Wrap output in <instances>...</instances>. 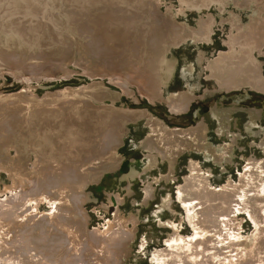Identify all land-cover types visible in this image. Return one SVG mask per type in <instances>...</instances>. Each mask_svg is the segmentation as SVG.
Returning a JSON list of instances; mask_svg holds the SVG:
<instances>
[{"label":"rangeland","instance_id":"374dc122","mask_svg":"<svg viewBox=\"0 0 264 264\" xmlns=\"http://www.w3.org/2000/svg\"><path fill=\"white\" fill-rule=\"evenodd\" d=\"M68 1L72 2V0H63L62 2L61 1L57 2L56 0H46V1L45 0H33L32 1L33 7L44 5L45 8L47 9V10L45 9L46 11L44 10L43 12L44 18H42V21L39 22L42 28H41L40 35L35 45L31 46L29 41L27 40V37H25L26 40H24L25 38L22 40H19L10 52H7L6 49H0L1 54L6 55L7 57L8 56L17 57L19 59V64H21L20 67L13 68L4 63H1V60H0V93H3L6 96L9 94L11 95V94L18 93L20 90H23L24 88H29V87H31V89H29L28 94H30V96H36V98L43 96L44 93L45 94L54 93L60 89L63 90L65 88L89 89L88 95L86 94L78 95L76 97L78 100L81 98L80 99L81 101L75 105V108L76 109L78 108L77 110H73L75 112V115L73 111L72 113L68 112L69 115L68 113L65 114V111L63 113L60 112L63 110V108L66 109L67 107L69 108L70 104L72 105V102L70 100H65L62 103H57L56 105H53L49 109L50 112L52 111L53 113V109H54V112L58 111V113L55 112L53 116L45 117L40 120H38L37 116L34 117L32 108H29L28 110H25V111L23 110L20 113V111H17V109L15 111V108H16L15 106L12 107L11 105H6L4 109L0 110L1 111L0 113L4 114V115L0 114V146H1L0 147V155H1L0 163H2L0 164V188H1L0 189V199H1L0 208H2V210H6L7 213L4 211L5 212L4 215H6L7 217H14L15 220L19 218V216L21 217V219L20 218L17 219V221L18 220L20 221L18 222L15 221L13 225L10 222L8 224L7 222H3V220H0V226H2V228L6 226L4 227V230L7 231L6 233L0 227L1 228L0 250L6 251L12 248V246H15V247L23 246L25 243L27 242L33 243L35 240L36 242H39L38 241L39 239L40 242L42 244H45L44 246L47 247V248L44 247L43 249H42L43 246L41 247L40 252L42 253L44 251V253L41 254L42 256L46 254V250L48 249L47 251H51V252L54 251L55 253L54 252L53 253L56 254L58 257L54 255V257H56L52 259L54 261H52L51 259L47 261L48 257L44 255V258L42 260L41 259L42 256L39 254V252H37V250L39 251V249L36 248L37 250L34 249L31 251V254L26 255V257L33 260L34 263H36L39 260L43 264H58V262L59 264H74V263L75 264H86V262L87 264L89 263L91 264L92 261L94 262V260L98 259L97 262H99V260L103 259V256L105 254V249L103 248V246L105 245L104 242H107V240L111 238L112 236L121 234L123 232L125 233L130 232V233H134V236H133L134 238L129 244L128 254L124 258H122L120 264H150L149 262H150L151 254L155 250H158V249L161 250L165 248L164 247L165 241L166 239L169 238L170 230L172 229L171 227L160 226L159 221H162L163 223L170 221L171 224L176 226L178 235H180L181 237H188L189 236L188 234H190L192 231L189 223L186 222L185 209L181 206L180 202L176 199V196H175V193L177 192V188L181 185L183 178H185L188 175L187 173L189 172V169H188L187 164L189 163V160L192 159L193 161L196 162V165L199 168V170L202 172V174H204L206 170H209V172H206V174L204 175L207 176V173H210L209 175L210 177L209 176L207 177L209 181L211 182V184L220 185V184H223V181L226 182V178L229 176L232 177V180L234 182L236 181V179L238 178V175L243 170V167H244L243 163L245 162L244 157H248V156H249L248 158L254 157L257 160L262 159L263 154L261 153V150L259 148V145H260L259 143H261L262 141L260 137L264 134V113H262L260 117L257 118L255 121V123H258V126L256 127L255 125L253 126V129H256V130L262 127V131L260 130L259 137L255 138L254 141L251 139L252 137L249 136L247 132L244 130V126L247 123L246 121L247 117H245V115L247 114L246 113L247 109L249 108L258 109L259 111L264 110V95L249 87H244L241 90L236 91V92L231 91V93L230 92H227V93L220 92L218 89H216V87L218 86V81L215 78H211L208 75V69L206 67L208 61L215 60L219 56V54L227 52V47L230 44L231 35H234V36L237 35L236 28L243 27L244 25L248 26V23H249L248 18L249 16H251V10L250 9H239L237 5H235V4H241L245 0H226L225 4L222 6L223 10L221 11L220 14L218 12L217 4L213 0H206V2L203 3V6H199V7L190 6V4L187 6L184 4L182 6L179 3L180 0H109V3H106V0H97L96 2H94L93 0H80V1L73 0V3L68 4L70 5V7L68 5L66 6V4L64 3V2L68 3ZM98 1H99V4H98ZM138 1L141 2L140 4H142V6L143 5L144 6L143 7L139 6V9H135L136 2ZM101 2H103L102 3L103 5L101 4ZM7 3H8L7 0H3V2L0 3V7H4V5L6 6ZM254 3L260 6L263 2L261 0L259 1L254 0ZM22 4L24 6L26 5V3L24 4V2ZM88 4L89 5L91 4L92 6L91 5L89 6ZM130 4H133V7ZM54 5H57L58 9L60 10L61 14H63V16L62 15L60 16L58 13H55V14L53 13L55 9L51 7H53ZM107 6L109 7L107 8ZM81 7L83 10L89 13L87 18L84 19V21L87 19H92L93 22L96 24L98 23V21L103 19L102 17L105 15L104 12H106V16H107L110 13H112L115 8L116 10H119V12L121 13H123L125 10V12L127 11V14L129 15H133V13L137 15L134 18H139V19L131 25L129 32L125 34L126 38L128 39L127 40L128 45L126 47L127 50L132 49V48L133 49L138 48L139 46L141 47L142 44H144L143 43L144 40L141 37L142 32L140 29L144 30V28H146V31L150 32L153 28L152 27V17L160 14V12L165 10L167 7L172 8V9L178 8L176 10H179L180 13L176 21L178 23H185L186 25H189L190 27H194L196 20L200 17H202L203 19L212 18L214 21H213V25L211 28L210 36L207 39L199 38L196 40V42H190V40L186 41L185 43H182L180 46L173 48L172 53L168 54L170 55L169 56L170 60L173 61L174 59L176 63V69L174 72V76L169 81L168 89H170V91L172 90L173 92L181 91L180 89L183 88V83H182L183 81H182V76L179 70L183 69V67H188V68L192 67V75L190 76V82L193 85L194 84L199 85V90L196 91L197 100L196 99L194 100V102L190 105L188 111L180 113L179 111H177V108L174 107L175 105L173 106V104L170 102L169 104H167L166 96H165L167 95L166 92L163 93L162 97L153 99L152 96H150V94L139 83L138 77L141 76L142 72L144 71L145 59H147L146 55L143 56L141 55V53L140 54L138 53L137 55L138 58L136 57L137 59H139L138 64L134 68L128 69L125 72L115 65L114 67L107 68L104 65L99 64L97 61L88 60L90 56L86 57L85 47L87 43H90L91 41L92 42L95 41L94 39H97L98 36L96 33H88V34H83V35L77 34L75 28L78 26V24L71 25L69 22L70 13H68V15L66 14V12H69V8H74L77 11H79ZM147 7L149 11L152 10L151 13H149L146 10ZM155 7H158V9H156ZM63 10L65 13H63ZM153 11L154 13H152ZM34 13H37V12L34 10H29L27 11L26 14L32 15ZM91 13L94 15H91ZM98 14L103 15V16L98 17ZM230 14L235 15L236 20H237L233 24L232 27L230 26V23L224 21L226 20V18H228ZM12 27H9L8 29H3V30L11 31V29H13ZM115 28H116L115 25L110 26V30H114ZM49 29L51 30L52 34L46 33V31ZM133 31L135 35L133 34ZM138 31L141 32L140 35H139L140 32ZM254 32H255L254 29L251 30V28H248L247 31L245 32L243 31L239 33V35L242 37L249 35L251 39H253L255 36ZM129 33L133 34V36L131 35L130 37ZM49 35L54 37L55 43L54 44L52 43L53 45H47L43 47L42 44H44V42L42 43V41H44L45 37L46 38L49 37ZM137 35L139 36L137 37ZM133 42L136 44L134 45ZM253 43L254 45H251V49H250L253 52L252 53V56L254 58L253 62L261 68V75L262 77H264V45L262 44L259 45L255 41ZM241 45H235L234 47L237 54L239 53V47ZM55 47H57L58 49H61L62 51H65V53L70 57L68 58L67 56V58L63 60H58L55 57H53L52 53ZM114 51H116L115 48L113 52ZM117 53H114V54H117ZM199 54L202 55L201 64H198L195 62V56ZM31 69L35 70L33 74L29 71ZM51 74H53L54 76ZM20 77L21 79L23 77L25 79V82H24V79L21 80ZM43 77H45L46 80ZM84 77L86 78L88 77V78L83 79ZM106 77L108 79H111L112 82L111 81L109 82V80ZM27 79H29L30 81ZM18 80L22 82H19ZM117 80L118 81L120 80V82L117 83ZM63 82H66V84L63 85L62 84ZM92 83L95 85H93ZM131 88H135V89H131ZM206 90L213 91L214 94L209 99L200 98L201 94L203 96ZM100 97L101 98L103 97L102 98L103 100ZM104 97L106 98V100H104ZM100 100L102 101V103L100 102ZM99 102L101 103V105ZM63 104H67V106L64 105L66 108L63 107ZM239 105H241V108H239V111L233 114L231 120H229L227 130H226L228 132H231V135L234 138V141L230 144L233 150L232 162L234 163L231 162V163L226 164L227 165L225 166L226 170H222L221 166H215L213 163L202 160L199 154L192 153V155L191 154L189 155L185 153L177 160L176 166L174 168L175 171H173L171 175V176L173 175L174 176L173 177L170 176L168 178V182L165 183L168 177L167 171H166L167 170V160L165 159L162 160L161 157L156 152L150 153L147 151V149L141 147V144L145 138V134H146L145 132H147L146 131L147 127L144 124L145 118L141 119L140 120L141 122L139 121L141 124L138 122L139 125L138 123L136 124L127 123L126 124L125 126L126 135L122 141V144L119 147L115 148V150L113 149L108 150V149H105V147H103L104 145L103 143H105L106 136L110 132H112L114 129L117 128L114 125H110L109 127L105 128L104 131L100 134L99 138L96 139L97 143L89 142L91 145L90 147H92V149L94 150L86 151L84 153L80 152V154L82 155L73 154L74 155L73 156L72 153H70L71 155L69 154V157L67 158L68 161L67 160L64 161L65 157L60 158V155L59 157L57 155L56 157L54 156L51 157V154H50L51 152L46 151V148L48 150V147H50L52 150H55L59 148L60 144L63 143L62 136L57 135L59 132L64 133L68 131V128H70L69 131L71 130V128L74 131H77V130L79 131L89 126L88 123L90 122L89 120L90 117H91V121H93L92 118L94 119V115L96 116L99 112H104L107 115L117 116L116 114L118 113L117 111L121 109L144 112L146 116L150 115L152 119L153 118L155 120L158 119L157 121L162 123V126L164 125L166 127L185 128L191 125L195 127L199 126V127L205 128L206 129L205 136L207 137V140L211 142L212 144H219L220 139H218L216 136V132L214 129V121L213 120L211 121L210 116H209L210 110L212 108H220V109H225L226 111L229 112L232 108H234L235 106L238 107ZM59 106L62 108V110ZM7 108L10 110L13 109L11 110L12 112L10 111L9 113V110ZM57 108L59 109L57 110ZM82 109L83 110L87 109L88 111L86 112L87 116L83 117L84 120L82 119L81 121L79 120L80 118H77V117H78V113L80 114ZM6 112L8 113L7 115H5ZM58 114L60 116L61 114L63 115L61 117H58L59 116ZM64 115L67 116V118ZM71 116L73 118L75 117L74 119L76 120L75 123L73 124H71L72 122L71 120L73 119V118L71 119ZM53 117L54 119H52ZM55 117L58 118V120L60 121L71 119L69 120V122L71 121L70 124L75 127L68 126V128L65 131H63L62 129L60 130L59 128L57 129V127L54 126V123L57 121ZM26 118L30 120V123L20 124L21 120L24 122L25 120H27ZM48 119H51V120H48ZM16 121H18L19 124H16ZM86 121H88V123H86ZM81 123L83 124L84 127L82 126ZM76 125L78 127H76ZM74 128H77V129L75 130ZM74 131H73V135L77 133ZM14 132L16 134L13 136V139H14L13 143H9L7 140L9 137L11 138V135ZM70 133H72V131H70ZM32 134H33V137L30 138ZM44 134H46V136L44 137L45 139L43 140L42 136ZM26 135H28L30 139L26 140L25 138ZM49 136L50 138L53 137L51 138L52 140L48 139ZM258 139L260 140L258 141ZM22 140L25 141L24 144L22 143L23 142ZM54 140L56 142H54ZM39 141H40L41 146L38 145ZM19 143H22V145L25 146V148L27 147L25 151L22 148V145ZM13 145H15L16 147L15 146L13 147ZM56 145H57V148H56ZM232 145H234L235 147ZM252 145L254 147H252ZM29 146L34 150H32ZM2 150L4 153L2 152ZM19 151L21 152L17 153ZM35 151L37 152V154ZM251 151H253V154L251 153ZM14 153L17 154L16 158H14L15 157ZM2 154H3V157H2ZM147 154H150V155H147ZM6 155L8 156V158L6 157ZM5 158L10 160L11 162ZM52 158L55 161L60 160V163L62 164V166H64V169L67 170V172H72V173L74 172L75 176L79 174L77 177L78 181L73 182L72 183L73 185H71V189H72L71 191L73 192L74 196L71 194V191H69L70 193L69 195L67 192L63 191L62 193L63 196L54 195L56 197H59V198H54V196L52 197L49 194L51 193L49 190H54V188L47 189L49 192H47V190L44 189L42 191H44L43 193L47 192L46 193L47 195L46 194L39 195V197L38 195L37 197L36 195L32 196L31 202L28 203L29 205L28 204L25 205L22 202L23 195L26 192L32 193L31 190L33 189V186L35 185V183L33 182H35L36 177L37 178L42 177L41 176L42 174L43 176H45V174L48 173L49 171L48 166H52L55 163ZM73 158H75L74 159L75 161L73 160ZM77 158L80 159L84 164ZM5 160H6V163H5ZM12 160H13V164H12ZM150 160L154 162L153 167H149ZM118 162H121V163L116 164ZM112 163L113 165H111ZM16 164H18L19 167ZM12 165L14 167H17V169L11 168L13 167ZM107 165H110V167ZM79 166L80 167L82 166V167L78 169L77 167ZM104 166L107 168L105 169ZM29 167H31V170ZM38 167H41V168H38ZM100 167L101 168L104 167V170L101 169ZM21 168L22 170H20ZM5 169L7 172L5 171ZM24 169H26L27 171H25ZM87 169L88 170L90 169V170L88 171ZM11 170H13V172ZM86 170L88 172V175L91 176L89 177L88 181H87L88 177L84 174L86 173ZM23 171H25V174L27 173L28 174L25 175ZM103 171H105V173ZM10 172H12L13 174ZM20 173H21V176L19 177ZM32 174L33 175L35 174L34 178ZM12 175H15V176L17 175V178ZM22 175L26 176L27 178ZM37 175H40V176H37ZM82 176H85V177L83 178ZM95 176H96V180L93 179L95 178ZM97 177H101V178H97ZM11 178H14V180ZM92 180H95V182ZM129 180L130 182L132 180V182L130 183ZM83 181H85L86 184H83L82 183ZM16 182L18 185L16 184ZM31 184H34V185H31ZM77 185L80 187H77ZM19 186H21V189L23 191L20 189ZM76 187L80 189H77ZM82 187H83V190L81 189ZM10 188H13V190ZM26 188H27V191H26ZM8 189H10V191ZM75 190L80 192V194L81 192H84V193H82L81 196L80 194L76 196L77 195L76 193L78 192ZM146 190L147 191L150 190L152 192V196L149 199L148 203L146 205H143L144 206L143 207L141 201H142L143 194L146 192ZM64 192L67 194H65ZM64 194L66 196L67 195L69 196L71 203H67L66 205L64 204V200H65ZM18 196H21L22 198ZM61 197L63 198L61 199ZM35 198L37 199V202L35 201L36 200ZM164 198L168 199V202H167L168 208H164L162 211L161 210L159 211V206L162 204V200ZM49 200H50V203H48ZM33 201L36 203V204L34 203L35 205L33 204ZM42 201H44L45 203ZM22 203L23 205H21ZM37 203L39 206L37 205ZM39 203H41L42 205H40ZM69 204H70V207H69ZM8 206H10L9 208H7L9 210L6 209V207ZM11 207L15 209L11 210L12 209ZM16 208H18V210ZM52 209L53 211H51ZM23 210L26 212H24ZM69 210H73L74 212V215H72L73 217L67 213L69 212ZM14 214L17 216H15ZM34 214H36L37 216ZM47 214H48V217L42 216V215H47ZM115 215H119L121 218L127 219V220L126 221L123 220V222H120L121 224H118V222H116V225H118L117 227L116 225H114ZM45 217L47 218L44 219ZM24 219H27V220H24ZM238 219L242 221L241 230H240V232H242L241 234L247 235L251 233L252 231L251 229L252 226L250 224L251 221H249L248 219H245L243 215L238 216ZM66 220L68 222L71 220L70 224L68 225L66 224L67 226L63 224L64 222H67ZM24 221H25V224H24ZM39 221H41L40 222L41 224L39 223ZM74 222L81 223L80 225L77 223L80 229L79 228L76 229L78 225L77 224L74 225ZM5 223L7 224L5 225ZM43 223L49 224L51 227H48L49 228L48 229L42 226ZM82 223H84L85 225L83 227H86V228L82 227L83 225ZM37 224H39L40 226H38ZM58 225H61L63 227L65 226L64 229L68 232L64 231L62 227H58L56 229L55 227H57ZM16 227L17 228L20 227V228L16 229ZM34 227H38V228L40 227V228L37 229V233L32 234V232L34 231ZM66 227L67 228L69 227L70 229L68 228L67 230ZM97 227H99V229ZM81 228H83L84 231H81L82 230ZM85 229H86V232H85ZM60 230L64 231L65 233L61 232ZM110 230H114L113 231L114 235L113 234L111 235L112 231ZM73 232L75 233L74 238H73V234H74ZM77 234L79 235V237L81 235L79 239H78ZM90 234H91V237H90ZM94 234L97 235L96 238ZM64 235L68 237L66 238V236ZM69 235H72V236L69 237ZM101 235H103V237H101ZM110 235L111 237H109ZM81 238L82 240H80ZM94 238L96 240H94ZM5 239H7V242L5 241ZM62 239H66L65 241L67 242H65ZM69 240L72 243L69 242ZM83 240L84 241L86 240L87 242L85 243ZM64 244H65V247H63ZM91 245H93V247ZM95 246L96 247L98 246V249L95 248ZM58 247L61 251L58 249ZM61 247L62 249H64L63 251ZM83 247L84 248L86 247L85 253H84ZM99 250L102 252H99ZM88 251H90L91 253H88ZM92 251L94 255L92 254ZM48 253L50 252H47V256L51 255V253L50 254ZM96 253L97 255H99V257L95 256ZM38 254L40 257L37 256ZM64 254L65 255L67 254V255L64 256ZM83 254H85V256ZM68 255L72 259L71 261L68 260L69 259ZM45 257L47 259H45ZM89 257H92L94 260L92 258H91L92 260L89 259ZM94 257H96L97 259ZM86 258H88L87 260L89 261L85 260ZM56 260L57 262H55ZM63 260H66L67 262L66 261L63 262ZM0 264H15V263L9 258V256H3L0 259Z\"/></svg>","mask_w":264,"mask_h":264},{"label":"bare ground","instance_id":"6f19581e","mask_svg":"<svg viewBox=\"0 0 264 264\" xmlns=\"http://www.w3.org/2000/svg\"><path fill=\"white\" fill-rule=\"evenodd\" d=\"M7 1H8V3L6 6L4 5V7H0V49H6L7 52H10L13 49V47L16 45V43L19 40L24 39L25 37H27V40L29 41L31 46L35 45V43L37 42V39L40 35L41 28H42L40 26L39 22L42 21V18H44L43 12L46 9L45 6L40 5V6L33 7L32 6L33 0H7ZM56 1L62 2L63 0H56ZM93 1L96 2L97 0H93ZM213 1L216 2L218 12L220 14L221 11L223 10L222 6L225 4L226 0H213ZM261 1L264 3V0H261ZM1 2H3V0H0V3ZM23 2H24V4L26 3L25 6L22 4ZM204 2H206V0H180L179 3L182 6L184 4L186 6L190 4V6L199 7V6H203ZM64 3L67 6L69 3H73V0H72V2L68 1V3H66V2H64ZM102 3L103 2H101V4ZM106 3H109V0H106ZM129 3H130V1H129ZM140 3L141 2H139V1L136 2L135 9H139V6L140 7L144 6V5L142 6V4H140ZM263 3L260 6H258L254 3V0H245L241 4H235V5H237V7L239 9H250L251 10V16H249V18H248V22H249L248 26L244 25L243 27L236 28L237 35L236 36L231 35L230 44L227 47V52L219 54V56L215 60L208 61L207 66H206L208 69V75L211 78H215L218 81V86L216 87V89H218L220 92H224V93L230 92L231 93V91L236 92V91L241 90L244 87H249V88L254 89L257 92L264 95V77H262V75H261V68L253 62L254 61V58L252 56L253 52H252V50H250L251 45H254V43H253L254 41L257 42L259 45H261V44L264 45V5H263ZM98 4H99V1H98ZM102 5H100V6H102ZM130 5L133 7V4H130ZM34 6H35V4H34ZM68 6L70 7V5H68ZM153 6H154V4H153ZM93 7H91V8H93ZM108 7L109 6H107V8ZM158 7H155V8L158 9ZM51 8H53V9H55V11H57V12L54 11L53 12L54 14L58 13L60 16L61 15L63 16V14H61L60 10L58 9L57 5H54ZM86 9H87V7H86ZM98 9H99V7H98ZM117 9H118V7H117ZM176 9H178V8H176ZM176 9H172V8L167 7L165 10L161 11L160 14H158L157 16L152 15L153 16L152 17V27H153L152 30L149 32V31H146V28H144V30L140 29L142 34L140 31H138V32H140L139 35L140 34L142 35L141 37L144 40L143 41L144 44H142L141 47L139 46L138 48H134V49L132 48V49H128V50L126 49V47L128 45V42H127L128 39L126 38L125 34L129 32L131 25L139 19V18H134L135 16H137L134 13H133V15H129V14H127V11L125 12V10H124L125 13L124 12L121 13V12H119V10H116V8H115L113 10V12L111 11L112 13H110L107 16H106V12H104L105 17L103 15H99L100 14L99 13L98 17L103 16L102 17L103 19L98 21L97 24L94 23L92 19H87L84 21V19L87 18L89 13H87V11L83 10L82 7L79 9V11H77L74 8H69V12H66V14L68 15V13H70L69 14L70 15L69 16V22L71 25L78 24V26L75 28L77 34L83 35V34H88V33H96L98 36L97 39H94L95 41H93V42L91 41L90 43H87V45L85 47L86 48V57L90 56V58L88 60L97 61L99 64L104 65L107 68L114 67V65H115L118 68H120L122 71L125 72L128 69L134 68L138 64V60H139V59H137L138 53L139 54L141 53V55H143V56L146 55L147 59H145L144 71L142 72V75L138 77L139 83L150 94V96H152L153 99H157V98L162 97L163 93L166 92L167 95H165V96H166L167 104H169V102L172 103L173 106L175 105L174 107L177 108V111H179L181 113V112H187L190 105L196 99V91L199 90V85H197V84L193 85L190 82V76L192 75V67H189V68L183 67V69L179 70V72L182 76L183 88L180 89L181 91H179V92H173L172 90L170 91V89H168L169 81L174 76V72L176 69V63H175L174 59H173V61L170 60V57H169L170 55H168V54L172 53L173 48L180 46L182 43H185L186 41L190 40V42H196V40L199 38L207 39L210 36V32H211V28H212L214 20L212 18L203 19L202 17H200L196 20L194 27H190L189 25H186L185 23H178L176 21L177 17L179 16V13H180V11L176 10ZM29 10H34L37 13H34L32 15H28L26 13ZM146 10L149 13H151V11H152V10L149 11L148 7ZM89 12H90V10H89ZM63 13H65L64 10H63ZM108 13H109V11H108ZM152 13H154V11ZM91 15H94V14L91 13ZM224 21L230 23V26L232 27L233 24L237 20H236L235 15L230 14L228 16V18H226V20H224ZM244 22H245V20H244ZM113 25H115L116 28L114 30H110V26H113ZM9 27H12L13 29H11V31H4L3 30V29H8ZM248 28H251V30L254 29V31H255L254 32L255 36L253 35L254 36L253 39H251V37L249 35L244 36V37L239 35V33L243 32V31L244 32L247 31ZM46 33L52 34L50 29L47 30ZM133 34H134V31H133ZM133 34L129 33V36L131 37V35L133 36ZM139 35H137V37ZM123 37H125V38H123ZM134 37H136V36H134ZM24 40H26V38ZM43 42H44V44H42L43 47L47 46V45H53L55 43V39H54V37L49 35V37H47V38L45 37V39H44V41H42V43ZM133 44L135 45L136 43L133 42ZM235 45H241L239 47V53L238 54L236 53V51L234 49ZM114 48L116 51L113 52ZM199 49H200V47H199ZM114 53H117V54H114ZM52 56L58 60H63V59H66L68 55L65 53V51H62L61 49H58L57 47H55L53 50ZM69 57L70 56H68V58ZM0 60H1V63H4L10 67H13V68H18L21 66V64H19V59L17 57H10V56L7 57L6 55L0 53ZM195 62L198 64H201V62H202V55L201 54L195 56ZM29 71L32 74H33V72H35L34 69H31ZM53 74H51V75H53ZM122 76H123V74H122ZM43 78L46 80L45 77H43ZM96 78H98V77H96ZM20 79H21V77H20ZM22 79H24V78L22 77ZM61 79H62V77H61ZM27 80H29V79H27ZM108 80H109V82L110 81L112 82L111 79H108ZM50 81H51V79H50ZM19 82H22V81H19ZM24 82H25V79H24ZM118 82H120V80L119 81L117 80V83ZM34 83H35V81H34ZM93 85H95V84H93ZM29 89H31V87L24 88L23 90H20L18 93L11 94V95L9 94L7 96L4 95L3 93H0V110L4 109V107L6 105H11L12 107L15 106L16 107L15 111L17 109V111H20V113L23 110L25 111V110H28L29 108H32L34 117L37 116L38 120H40V119L45 118V117L53 116V114H55V112L58 113V111L54 112V109H53V113H52V111L50 112V110H49L50 107H52L53 105H56L57 103H62L65 100H70L72 102V105L70 104L71 107L69 105V108L68 107L66 108L65 106H67V104H63V107H65L66 109L63 108V110H62V108L59 106L62 110V111H60V110L59 111L62 113L65 111V114L68 112L72 113L73 110L78 109V108L77 109L75 108V105L81 101L80 100L81 98L78 100L76 97L78 95H85V94L88 95L89 94L88 93L89 89L65 88L63 90L60 89L54 93H47V94L44 93L43 96L36 98V96H30V94H28ZM131 89H135V88H131ZM213 94H214L213 91L206 90L204 92L203 96L201 94L200 98L209 99ZM83 97H82V99H83ZM104 100H106L105 97H104ZM67 102H69V101H67ZM100 102L102 103L101 100H100ZM101 103H100V105H101ZM229 106H231V105H229ZM239 108H241V105H239L238 107L235 106L229 112L226 111L225 109H220V108H212L210 110L209 116H210L211 121L212 120L214 121V129L216 132V136L218 139H220L219 144H212L211 142H209L207 140V137L205 136V132H206L205 128H202L199 126L195 127V126H191V125L188 127H185V128L166 127L164 125H163L164 126L163 127L162 123L157 121L158 119L157 120H155L154 118L152 119V117H150V115L146 116L145 113L141 112V111H132V110L121 109V110L117 111L118 112V113H116L117 116L107 115L104 112H99L96 116L94 115V119L92 118L93 121H91V117L89 119L90 120L89 123H88V121H86V123H88L89 126H87L84 129H81L79 131L78 130L74 131L71 128L70 131H72V133H70V131H69L70 128H68V126L70 127V126H72L71 124L75 123V121H76L74 119L75 117L73 118L71 116V119L73 118L74 120L68 119L65 121H60V120H58V118L55 117L57 121L54 123V126L57 127V129L58 128L60 130L62 129L63 131H65L68 128V131H66L64 133L62 132L63 134L61 132H59L57 134V135L62 136V140H63V143L60 144L59 148H57V145H56L57 149L52 150L50 147H48V150L46 148V151L51 152L50 153L51 157H53V156L56 157V155L58 157L60 155V158L65 157L64 161L67 160L70 153H72V155L73 154L82 155V154H80V152L84 153L86 151H92L94 149H92V147H90L91 146L90 143H92V142L97 143L96 139H98L100 134L104 131V129L109 127L110 125H114L117 128L114 129L112 132H110L106 136V140H105V143H103L104 144L103 147H105V149H108V150H112V149L115 150V148L119 147L122 144V141L126 135V130H125L126 124L127 123L136 124L141 119L145 118L144 124L147 127V130H146L147 132H145L146 133L145 138L141 144V147L147 149V151L150 153L156 152L161 157L162 160H164V159L167 160V170L166 171H167L168 177H167V180L165 181V183L168 182V178L172 175L173 171H175L174 168L176 166L177 160L182 155H184L185 153H187L189 155L190 154L192 155V153L199 154L201 156L202 160L213 163L215 166H221L222 170H226V168H225V166H227L226 164L232 162L233 150H232V147L230 144L234 141V138L232 137L231 132H228L226 130H227L229 120H231V118L235 112L239 111ZM58 109L59 108H57V110ZM8 110L10 113V111L13 109H11V110L8 109ZM82 110H81V112L78 111V112H80V114L78 113V117H77V118H80L79 120H81V121H82V119L84 120L83 117L87 116L86 112L88 111L87 109H85L83 111ZM246 113L247 114L245 115V117H247L246 118L247 123L244 126V130L247 132V134L249 136L252 137L251 139L254 141L255 138L259 137L260 130L262 131V127L257 129V130H259V131H257L256 129H253V126L254 125H255V127L258 126V123H255V121L257 118L260 117V115L262 113H264V110L259 111L258 109H250L249 108L246 110ZM0 114H2V113H0ZM7 114L8 113L6 112L5 115H7ZM2 115H4V114H2ZM62 115L63 114H61V116ZM68 115H69V113H68ZM74 115H75V112H74ZM61 116L59 115L58 117H61ZM65 117L67 118V116H65ZM196 117H198V116H196ZM26 119L27 120H25L24 122L21 120L20 124H23V123L29 124L30 120H28V118H26ZM52 119H54V117ZM48 120H51V119H48ZM69 120L72 121V122L70 121L71 124H70ZM36 121H37V119H36ZM139 123H138V125H139ZM16 124H19L18 121H16ZM79 124H80V122H79ZM88 124H86V125H88ZM77 125H76V127H78ZM82 126H83V124H82ZM72 127H75V126H72ZM74 129L76 130L77 128H74ZM73 131L77 132V133L75 135H73ZM44 133H46V132H44ZM15 134L16 133L14 132L11 135V138L10 137L8 138L7 141L9 143H13V140H14L13 136ZM47 135H49V134H47ZM45 136H46V134H44L42 136L43 140L45 139L44 138ZM31 137H33V134H32V136H30V138ZM25 138H26V140L30 139L28 135H26ZM51 138H53V137H51ZM51 138L49 136L48 139H51ZM56 139H57V137H56ZM260 139L262 140L261 143H259L260 144L259 148L261 150V153L263 154V155L261 154L262 159L257 160L254 157H251V158H248L249 156L244 157L245 162L243 163V166H244L243 170L240 172V174L238 175V178L236 179L235 182L232 180V177L229 176L226 178V182L223 181V184H220V185L211 184V182L209 181V179L207 177L210 175V173H207V176L204 175V174H206V172H209V170H206V172L204 174H202V172L197 167L196 162L193 161L192 159L189 160V163L187 164L188 169H189V172L187 173L188 175L185 178H183L181 185L177 188V192L175 193V196H176V199L180 202L181 206L185 209L186 222L189 223L192 231L190 234H188L189 235L188 237H181L180 235H178V231H177L176 226L171 224L170 221H168L166 223L159 221L160 226L171 227L172 229L170 230L169 238L166 239V241H165V245L163 244L165 248L161 249V250H159V249L155 250L151 254L150 262H149L150 264H264V134L260 137ZM260 139H258V141ZM37 142H38V140H37ZM54 142H56V141L54 140ZM22 143L24 144L25 141H23ZM22 143H19V144L22 145ZM257 144H258V142H257ZM38 145H40V141H39ZM14 146L15 145H13V147ZM232 146H234V145H232ZM10 147H12V146H10ZM252 147H254V146L252 145ZM22 148L25 151V149L27 147L25 148V146L22 145ZM32 150H34V149H32ZM11 151H13V150H11ZM2 152H3V150H2ZM20 152L21 151H19L17 153H20ZM251 153L253 154V151H251ZM36 154H37V152H36ZM147 155H150V154H147ZM16 156H17V154H15L14 158H16ZM2 157H3V154H2ZM6 157L8 158L7 155H6ZM7 158H5V159H7ZM11 159H13V158H11ZM74 159L75 158H73V160ZM78 160H80V159H78ZM8 161H10V160H8ZM54 162H55L54 165L50 164L52 166H48L49 171H48V173L45 174V176H43V174L41 172L42 175L41 174L40 175L42 177H38V178L36 177L35 178V182H33V183H35V185L31 184V185H34L33 189L31 190L32 193L26 192L27 191V188H26V191H25L26 193L23 195V198L21 196H18V197L22 198V200H23L22 202L25 205L31 202L32 196L36 195V197H37V195H38V197H39V195H45L49 191L52 193V194L49 193L52 197L54 195L63 196V194H62L63 191L67 192L68 195L70 194L69 191L72 190L71 185H73L72 184L73 182L78 181L77 177L79 174H77V176H75L74 172H73L74 174L72 172H67V170L64 169V166H62V164L60 163V160H56V161L54 160ZM5 163H6V160H5ZM28 163H29V161H28ZM36 163H37V161H36ZM58 163H60V164H58ZM119 163H121V162H118L116 164H119ZM232 163H234V162H232ZM0 164H2V163H0ZM12 164H13V160H12ZM16 165H18V164H16ZM111 165H113V163ZM107 166L110 167V165H107ZM153 166H154V162L152 160H150L149 161V167H153ZM18 167H19V165H18ZM81 167L79 166L77 168L79 169ZM104 167L103 168L100 167V168L104 170ZM11 168L17 169V167H14V166ZM29 168L31 170V167H29ZM38 168H41V167H38ZM67 168H68V166H67ZM71 168H72V166H71ZM106 168L107 167H105V169ZM20 170H22V168ZM24 170L27 171L26 169H24ZM87 170H86V173H84V174L88 177L87 178V181H88L89 177H91V176L88 175ZM5 171H6V169H5ZM11 171L13 172V170H11ZM25 171H23L24 174H25ZM12 172H10V173H12ZM84 172H85V170H84ZM103 172L105 173V171H103ZM17 173H18V171H17ZM27 174H25V175H27ZM34 175H33V178H34ZM40 175H37V176H40ZM12 176L17 178V175L16 176L12 175ZM20 176H21V173L19 174V177ZM22 176H24V175H22ZM173 176H171V177H173ZM24 177H26V176H24ZM82 177L84 178L85 176H82ZM97 178H101V177H97ZM11 179L14 180V178H11ZM93 179L96 180V176ZM17 180H19V179H17ZM95 180H92V181L95 182ZM33 181H34V179H33ZM20 182H22V181H20ZM28 182H29V180H28ZM129 182H130V180H129ZM131 182H132V180H131ZM82 183L86 184L85 181H83ZM7 184H8V182H7ZM16 184H17V182H16ZM77 184H78V182H77ZM79 185H81V184H79ZM19 187L21 189V186H19ZM30 187H28V188H30ZM77 187H80V186L77 185ZM50 188H52V189L54 188V190L48 191L47 189H50ZM76 188H74V189H76ZM10 189L13 190V188H10ZM10 189H8V190L10 191ZM44 189L47 190L46 193H43L44 191H42V190H44ZM77 189H80V188H77ZM81 189L83 190V187ZM75 191H77V190H75ZM34 192H35V194H34ZM67 193H65V194H67ZM74 193H76V192H74ZM82 193H84V192H81V194H80V192H78V193H76L77 194L76 196H78V194H80V196H81ZM65 194H64V196H65L64 197L65 198L64 204L66 205L67 203H71V200H70L69 196L68 195L66 196ZM71 194L73 195L72 191H71ZM56 196H54V198H59ZM151 196H152V192L150 190H148V191L146 190V192L143 194V197H142V201H141L142 206L146 205L148 203ZM70 197H71V195H70ZM14 198H13V200H14ZM62 198L63 197H61V199ZM42 200H44V199H42ZM20 201H21V199H20ZM35 201L37 202V199ZM18 202H19V200H18ZM42 202H44V201H42ZM167 202H168L167 198H164L162 200V204L160 203L161 205L159 206V211L160 210L162 211L164 208H168ZM23 203L21 205H23ZM34 203L35 202L33 201V204ZM48 203H50V200ZM39 204L42 205L41 203H39ZM15 205H16V203H15ZM37 205H38V203H37ZM55 205H56V203H55ZM9 207L10 206L6 207V209ZM13 207H11L12 209L11 208L10 209L14 210L15 208L13 209ZM21 207H23V206H21ZM69 207H70V204H69ZM16 209L18 210V208H16ZM7 210H9V209H7ZM73 210H69V212H67V213L72 216V215H74ZM4 211L6 212V210H2V208H0V220H3V222H7L8 224L10 222L13 225L15 221L16 222L20 221V220L17 221V219H19V218L21 219L20 216H19V218H17L15 220L14 217H7L6 215H4V213H5ZM23 211H21V212H23ZM38 211H40V210H38ZM51 211H53V209ZM24 212H26V211H24ZM30 215H28V216H30ZM34 215H36V214H34ZM240 215H243L245 217V219H248L249 221H251L250 224L252 226V228H251L252 231H251V233H249L247 235H245V234L242 235L241 234L242 232H240L241 222H242L238 219V216H240ZM15 216H17V215H15ZM42 216L48 217V214L42 215ZM42 216H40V217H42ZM47 217H45L44 219H46ZM34 219H36V218H34ZM41 219H43V218H41ZM24 220H27V219H24ZM78 220H79V218H78ZM78 220H76V221H78ZM123 220L126 221L127 219H123L119 215H115L114 216V222H115L114 225H116V222H118V224H121L120 222H123ZM70 221L64 222L63 224L68 225V224H70ZM40 222L41 221H39V223ZM7 223H5V225ZM19 223H17V224H19ZM77 223L79 225L81 224L80 222H76V223L74 222V225ZM24 224H25V221H24ZM82 224H83L82 227L85 226L84 223H82ZM37 225L40 226L39 224H37ZM79 225L77 226L76 229L79 228ZM16 226H18V225H16ZM42 226H44L46 228L51 227L49 224H46V223H43ZM71 226H72V224H71ZM116 226L118 227V225H116ZM0 227L2 228V226H0ZM4 227H6V226H4ZM4 227L2 229H3V231H5L7 233V231L4 230ZM58 227H62L64 229L65 226L63 227L61 225H58L55 228L57 229ZM125 227H126V225H125ZM134 227H136V226H134ZM1 228H0V232H1ZM19 228L16 227V229H19ZM39 228L34 227V231L32 232V234L37 233V229H39ZM68 228H67V230H68ZM83 228H86V227H83ZM83 228H81L82 229L81 231H84ZM97 228L99 229V227H97ZM127 229H129V228H127ZM135 229H137V228H135ZM60 231L64 232L66 230L64 229V231H62V230H60ZM110 231H112V233L110 232L111 235L112 234L114 235V233H113L114 230H110ZM131 231H133V230H131ZM18 232H20V231H18ZM66 232H68V231H66ZM85 232H86V229H85ZM29 233H30V231H29ZM74 235H75V233L73 234V238H74ZM104 235H106V234H104ZM111 235L109 237H111ZM64 236H66V235H64ZM71 236L72 235H69V237H71ZM133 236H134V233L123 232L121 234L112 236L108 240L106 239L107 242H104L105 245L103 246V248L105 249V254L103 256V259L99 260V262H97L98 259L96 257H94V258H96L97 260H94L92 257H89V259L92 258L94 260V262L92 261L93 264H120L122 258H124L128 254L129 244L131 243L132 239L134 238ZM34 237H36V236H34ZM67 237L68 236H66V238ZM80 237H81V235H80ZM80 237L78 235V239ZM90 237H91V234H90ZM92 237H94V236H92ZM96 237H97V235H95V238ZM101 237H103V235H101ZM95 238H94V240H96ZM62 240L65 241L66 239H62ZM80 240H82V238ZM5 241L7 242V239H5ZM33 241H34V239H33ZM38 241L39 242H36V240H35L33 243L27 242L23 246H17V247L12 246V248H10L9 250H6V251L0 250V259L3 256H9V258L15 264H43L39 260L38 261L41 263H39L38 261L36 263H34L33 260L26 257L27 254H31V251L36 249V248L39 249V251L37 249L36 250H37V252H39L40 255L42 253H44L43 250H41V251H43L41 253L40 249L42 246H43L42 249L46 246H44L45 244H42L39 239H38ZM65 242H67V241H65ZM69 242H71V241L69 240ZM84 242L86 243L87 241L85 240ZM95 245H97V244H95ZM59 246H61V245H59ZM71 246H72V244H71ZM91 246L93 247V245H91ZM63 247H65V244ZM85 248H84V253L86 252ZM95 248L98 249V246L97 247L95 246ZM58 249H59V247H58ZM61 249H62V247H61ZM47 250H46V254H44L46 257H48V259L45 257V259H47V261L49 259L52 260L53 258L58 257L56 254H54L55 253L54 251H53L54 252L53 253V252L47 251ZM63 250L64 249H62V251ZM89 250H90V248H89ZM47 252H50L51 255L47 256ZM99 252H102V251L99 250ZM50 253H48V254H50ZM88 253H91V252L88 251ZM39 254L37 256H39ZM92 254H93V251H92ZM35 255H36V253H35ZM44 255L43 256L41 255L42 260L44 258ZM54 255H56V257H54ZM66 255L64 254V256H66ZM83 255L85 256V254H83ZM62 256H63V254H62ZM95 256L99 257V255H97V253ZM60 257H59V259H60ZM68 257H69L68 260L71 261L72 259L70 258L69 255H68ZM75 257H77V256H75ZM64 259H65V257H64ZM87 259L88 258H86L85 260H87ZM57 260L55 262H57ZM66 260H63V262H65ZM52 261H54V260H52ZM80 261H81V259H80ZM87 261H89V260H87ZM51 263H53V262H51ZM123 263H124V261H123ZM58 264H59V262H58ZM86 264H87V262H86Z\"/></svg>","mask_w":264,"mask_h":264},{"label":"water","instance_id":"95a60500","mask_svg":"<svg viewBox=\"0 0 264 264\" xmlns=\"http://www.w3.org/2000/svg\"><path fill=\"white\" fill-rule=\"evenodd\" d=\"M83 79H87V78H86V77H84ZM62 84L64 85V84H66V82H63Z\"/></svg>","mask_w":264,"mask_h":264}]
</instances>
